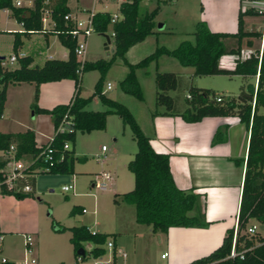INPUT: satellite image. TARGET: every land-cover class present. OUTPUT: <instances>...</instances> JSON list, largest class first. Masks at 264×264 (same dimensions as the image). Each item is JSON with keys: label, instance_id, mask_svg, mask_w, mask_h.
Returning <instances> with one entry per match:
<instances>
[{"label": "trees", "instance_id": "16d2710c", "mask_svg": "<svg viewBox=\"0 0 264 264\" xmlns=\"http://www.w3.org/2000/svg\"><path fill=\"white\" fill-rule=\"evenodd\" d=\"M31 5H14L11 0H0V8L9 10L18 23L20 30H14L12 50L16 54L21 44V35L28 36L33 32L44 35L56 34L60 43L66 47L65 58L49 57L41 64H30L28 54L18 55L17 64L7 67L0 64V117L5 99V88L8 83H34L33 97L36 99L38 84L46 81L70 78L73 80V93L67 101L58 102L50 107L39 106L32 102V108L38 113H47L51 117L53 133L46 141L37 143L34 131L24 127L15 131H0V149H7L14 144V157L27 160L36 157L30 167H41L47 164L41 157L40 151L48 144L52 148L53 163L44 172L70 173L72 172L75 155L72 148H63L65 141L73 142L74 133L103 128L107 112H114L122 123L127 124L136 150L127 161V168L132 173V187L122 192L113 193V202L119 200L134 206V220L150 226L151 231L165 232L169 226L205 227L209 224L202 207L198 206L199 193L193 189L178 187L172 178L169 167V154L156 151L149 142V137L143 133L129 109L121 102L106 95L102 91L103 74L108 65L116 58H120L127 70L118 81L119 88L137 99H143V91L137 79L135 70L156 62L158 57L165 54L173 57L181 65L192 66L193 75L205 74H233L243 79L255 77L254 83L242 82L234 95L220 94L215 99V91L189 83L184 95V103L177 106L176 100L168 93L174 89L179 81V75L170 70H155L153 73L154 103L162 106L151 114L178 115L185 121H196L203 116H236L248 131L244 169L240 196L236 211L235 227H228L220 243L206 254L195 257L183 264H264V235L248 233L246 223L248 218L264 222V29L260 31L247 30L243 27V16L257 14L259 11L252 6L236 11V28L234 31L211 29L207 22L200 18L194 22L193 29L186 36L180 37L175 45L168 47L156 44L152 51L135 62L124 58V52L131 44L140 41L154 30V14L158 9V1L150 10L139 12L140 0H122L118 4L119 17L111 21V13L107 10L91 13L93 31H111L113 48L108 58L98 57L94 60L80 59L73 48L76 38L68 29L73 22L63 18L69 11L66 0H31ZM239 2L242 0H238ZM47 11L52 25L42 26V14ZM233 36L235 44L226 46L224 38ZM244 36H261V50L253 49L247 57L237 59L232 68L221 67L218 59L224 53H238L241 48V38ZM250 44L249 39L245 40ZM3 56L0 57V61ZM88 69H96L99 74L93 83L92 92L86 96L79 94L81 73ZM79 70V73L77 72ZM92 96L106 106L105 109H88L86 104ZM70 120L72 129L57 131L56 127L63 115ZM220 128L212 134L211 142L222 140ZM223 137V138H222ZM59 156L61 158L59 159ZM236 162L242 158H235ZM4 159L0 156V167ZM41 172V171H38ZM43 172V171H42ZM1 180V175H0ZM33 185L34 177L29 178ZM0 193L13 194L17 198L30 195V192H11L0 186ZM81 209L74 206L73 209ZM68 229V241L76 260H82L88 253L92 257L105 252L104 241L107 237H114L113 233L91 230L85 224L61 227L57 230ZM1 236V230H0ZM1 238V237H0ZM84 243V244H83ZM89 243L90 247H86ZM233 244L235 254L229 251ZM82 247L83 254L76 250ZM1 251V244H0ZM1 258V256H0ZM0 264H14L12 260L0 259Z\"/></svg>", "mask_w": 264, "mask_h": 264}, {"label": "rangeland", "instance_id": "374dc122", "mask_svg": "<svg viewBox=\"0 0 264 264\" xmlns=\"http://www.w3.org/2000/svg\"><path fill=\"white\" fill-rule=\"evenodd\" d=\"M22 1L24 4L29 0ZM82 1L84 0H67V3L75 7ZM208 1L205 0L204 4L202 0H159V7L153 17L155 32H151L152 34H149L142 41L132 44L126 50L128 53H124V57L129 55V58L137 61L138 58L149 52L147 46L155 35L158 39L173 40L172 46L175 45L180 37L186 36L193 29L194 22L201 18L200 9L203 5H205L204 11L214 23L218 21L219 18L217 17L221 15L224 23L227 24L228 15L237 11L236 8H230L235 0H223L221 8H216L214 5L216 3L211 4ZM118 2L119 0H103V2H97L94 8L97 10L105 9L118 14ZM156 3L157 0H140L139 12L150 10ZM247 5L241 4V8ZM259 5L264 7L263 3ZM245 19L247 22L245 28L257 30L261 32V35L263 34V13L250 14ZM2 27L20 29L19 23L13 17H7L5 12L0 9V28ZM104 34L107 35L108 41ZM245 37L251 43L246 44L243 42L244 40H241L242 50L246 48L251 50L258 48L259 50L262 42L261 36ZM12 38V32L0 31V55L3 56L2 60L7 67H13L17 64L16 60L8 61V55L13 53ZM21 39L23 43L20 48H25L33 54V60L30 64H41L43 52L38 53L40 46L43 45L41 36L37 34H31L30 37L21 35ZM224 43L227 46L234 45L235 38L227 36L224 38ZM158 44L160 43L158 42ZM162 44L166 45L165 43ZM112 48L113 42L109 29L104 32L92 31L87 38L85 56L88 58H108ZM134 50L143 53L130 55V52ZM117 67H126L120 58L112 61L104 71L102 91L122 102L116 98L117 93L125 95V92L118 85L120 77L117 76L120 75L117 73ZM183 67L191 68V66ZM147 69V66L136 68V75L143 91V99H137L131 94H126L140 103L141 109L133 105H130V108L145 130ZM98 74L96 69H88L81 73L79 82L81 95H88L92 92L93 83ZM254 78L250 76L243 79L238 74L231 76L227 74H205L194 75L192 81L188 82L183 76L178 81L177 86L168 90V93L174 97L177 106L181 107L189 83L211 88L215 93L228 96L236 94L242 82L254 83ZM107 82L109 87H106ZM16 85L14 83L6 85V98L0 117V130L30 127L35 131L38 143L46 141L53 132L51 117L47 113H38L33 110L32 102L37 103V97L36 99L33 97L34 83L23 82L22 86ZM86 108L96 110L105 109L106 106L96 96H93ZM157 109H162V106H157ZM260 109L264 111L263 107ZM37 114L40 115L39 119H37ZM68 143L75 155L72 172H36L33 174L34 186L32 185L33 189L30 195L22 198H17L9 193H0V221L4 231H1L0 244L3 250L12 256L14 264H26L31 256H36L33 264H104V260L109 257V249L106 248L105 252L99 256L92 257L86 253L84 259L76 260L68 241V229L57 230V228H67L83 223L94 231L115 232L113 233L114 237L126 253L123 260L121 256L118 257L119 263L123 261L124 264H158L160 262L159 252L163 242L156 243L150 236L151 232L147 230L149 226L134 220L133 204L121 200L116 204L112 200L113 193L122 192L132 187L133 176L126 164L136 150V144L128 125L122 123L114 112H107L103 128L89 131L76 130L73 142L69 141ZM101 145L104 146L102 150ZM102 171L108 172L111 177L106 180L105 187L98 188L91 183L95 179L100 180ZM68 183H72L73 187L66 190L61 188L62 185ZM74 206L79 208L81 206L84 210L73 209ZM251 224L254 225L256 234L264 235V222L251 218L246 226L250 227ZM26 235H30L32 239L31 253L27 251L25 245Z\"/></svg>", "mask_w": 264, "mask_h": 264}, {"label": "crops", "instance_id": "0c3cea01", "mask_svg": "<svg viewBox=\"0 0 264 264\" xmlns=\"http://www.w3.org/2000/svg\"><path fill=\"white\" fill-rule=\"evenodd\" d=\"M120 1L122 0H119V2ZM202 1L204 2L205 0ZM31 2L32 1L29 0L25 2L23 5L30 6ZM97 2H103V0H89V1L84 0L81 3H79L78 6L72 7L67 3L66 0V4L69 7L68 12H70L74 17L77 18H83L94 11L105 10V9H99V10L95 9L94 7ZM208 2H210L211 4L216 3L214 4L216 5L215 7L221 8L223 0H209ZM247 2L248 0H242L240 2L238 0H235L230 6V8L232 7L233 9L235 8L237 9L239 5L241 6V4L242 5L244 3L248 4ZM204 6L205 5L201 6L200 9V12L202 13L201 18L207 22L208 26L211 29L229 31V32L235 30L236 11L234 14L230 13V15H228L227 24L224 23L222 19L223 17L221 18V15L217 17L219 19L214 23L209 18L208 14L204 11ZM0 9L5 12L7 17H12L10 16L8 9L6 8H0ZM117 10H118V5H117ZM260 11H263V9H261ZM110 13L111 15L113 14V12ZM42 15L44 16V19L42 20V26L46 28L50 27L52 25V21L49 18L47 11H44ZM119 15L120 14L118 12V14H116V18L119 17ZM246 16L247 15L243 16L244 28L245 25H247V22L245 21ZM19 26L21 29L20 23ZM263 26H264V21H263ZM20 29H14V28L10 29L6 27H2L0 28V31L12 32L14 30H20ZM245 29L250 30V28H245ZM31 34H37L38 36H41V40H42L41 42L43 45L40 46V50L38 51V53L43 52V59L49 57H57V58L66 57L67 49L65 46H63L60 43L56 34L50 33L44 35L41 32H33L30 33L28 36L30 37ZM149 34H147L145 37L149 36ZM143 39H141L140 41H142ZM159 39L157 38V35H155L154 38L151 39V43L149 44V46H147L148 47L147 51L149 52L152 51L155 45L158 44V42L160 44L165 43L166 45L172 46L173 40L169 41L162 38ZM246 39L248 38L245 36L241 38V40H244L243 42H245ZM22 43L23 42L21 39V44L18 46L16 50V54L18 53H22L20 55L28 54L31 57V61H32L33 54L25 50V48H20ZM130 46H128V48H130ZM141 53L143 52L141 51L137 52L136 50H134L130 52V55H141ZM124 58L129 62L136 61V60L133 61V58H129V55L128 56L125 55ZM83 59L94 60L96 58H88L87 56H85V50H84ZM183 66H188V65H181L176 61V59L165 54L159 56L156 62H150L147 65L148 69L146 70V72L148 75L146 76V130L143 128L142 124L137 120V117L134 115L132 109L130 108L132 105L137 108H140L141 107L140 103H137L136 101H134V99L128 97V95L126 94L129 93L125 92V95L121 93L116 94V98L126 104L124 105L129 109V111L131 112L132 116L140 126L143 133L149 137V142L151 146L156 151H164L169 154V167L174 183L178 187L187 190L193 189V191L199 193L200 196L198 199V206L202 207V204L204 202V207H203L204 216L206 220L209 221V224L205 227L169 226L167 227L165 232L151 231L150 226L148 225L149 227H147L148 228L147 230L151 232L150 233L151 238H153V240L156 243L163 242L162 248L159 252L160 262L158 264H183L195 257L206 254L208 251H210L220 243L226 228L231 226L235 227L236 211L240 196L243 169H244V157L247 146L248 131L236 116H203L196 121H185L178 115L151 114L155 109H157V106L154 103V83H153L154 71L156 69L173 70L176 73H178L179 80L181 77L184 76L186 77V81L188 82L192 81V78L194 76L192 74V70H193L192 66L191 68L183 67ZM117 68H118L117 73L118 75H120L117 77H120L121 79L124 76L127 68L126 67H117ZM253 80H255V78ZM22 83L23 82H18L14 84H17L16 86H22ZM26 83L28 84L30 82H26ZM109 86L106 85V87ZM73 87H74L73 80L70 78H61L58 80L41 82L38 85L36 104L39 106L50 107L55 103L67 101L73 93L74 90ZM5 98H6V92H5ZM152 107H154L153 110H151ZM39 116L40 115L37 114V119H39ZM216 128H220L221 132L219 136L221 137L223 135L224 138L222 137L223 139L217 142H211L212 134ZM19 129L22 128H15V129L12 128V129L0 130V131H15ZM52 133L53 132H51V135ZM34 136L36 140L35 131H34ZM103 156L105 155L103 154ZM235 158H242V161L236 162L234 160ZM115 203L117 204L118 202ZM82 208L83 207L80 206L81 211ZM250 219L251 218H248L246 225L248 224V221ZM0 230L3 231L1 226V221H0ZM111 239L113 241L114 247L122 249L120 243L116 240L115 237ZM1 251H0V256L13 261L12 256L6 250H3L2 247H1ZM163 251H165L166 254L164 256H160V254ZM35 257L31 256L30 258H33L35 261L36 260ZM118 257L120 256L119 255L116 256L117 262H118ZM26 263H29V261H27ZM122 263L124 264L123 261Z\"/></svg>", "mask_w": 264, "mask_h": 264}, {"label": "built area", "instance_id": "2783aa9c", "mask_svg": "<svg viewBox=\"0 0 264 264\" xmlns=\"http://www.w3.org/2000/svg\"><path fill=\"white\" fill-rule=\"evenodd\" d=\"M14 5H23L22 0H11ZM248 5L252 6L253 8L257 10L263 9L264 7L260 6V3L264 4V1L260 0H248ZM247 5V6H248ZM46 11V10H45ZM63 18L66 20H70L73 22V26L68 29V32L76 38L75 40V46L73 48V51L75 52L76 56H80V62L83 60L84 50L86 46V40L87 37L90 35V33L93 31L92 23H91V13L86 15L83 18H77L74 17L70 12H66L63 14ZM116 18V14L113 13L111 15V21H113ZM42 20L44 19V16L42 15ZM261 50V46L259 48V51ZM253 50L251 49H243L240 48L238 53H224L219 56L218 64L221 67L226 68H232L235 64V61L237 59H242L244 57H247L250 52ZM22 53H10L8 55V61L12 62L16 60V57ZM1 65H5V62L3 60L0 61ZM79 73V70H77ZM107 86H109V83H106ZM221 98L220 94L215 95V99L219 100ZM71 122L64 114L60 121L57 124L56 130L57 131H68L71 130ZM51 137V136H50ZM63 148H68L69 143L68 141H65L62 144ZM14 144H9L7 149H0V156L2 159H4L3 165L0 167V186H3L4 189L9 190L11 192H31L33 187L32 184L29 181V178L33 176L38 171H46L49 168V165L53 163L54 156L52 148L47 144L41 151L40 154L42 159L47 162L46 165L41 167H30L32 163H34L36 157L30 158L27 160H22L21 158H15L14 157ZM101 149H104V146L101 145ZM61 156H59V159ZM111 175L108 172L102 171L100 173V180H93L92 185L97 186L98 188H103L106 185V180L109 179ZM72 183L64 184L61 186L62 189L66 190L68 188H72ZM84 208H82V211ZM248 233H253L254 231V225H251L250 227L246 228ZM25 245L28 252H32V239L30 235L25 236ZM104 247L105 249H109V257L104 260V264H123L122 262L119 263L116 260V256L119 255L121 258L125 256V252L120 249L116 248L113 245V241L111 237H107L104 241ZM86 247H90L89 243H85ZM166 254L165 251H163L160 256H164ZM235 254V251L233 249V244L230 248L229 255L232 256ZM2 261L5 259L1 256L0 258ZM35 261L33 258H30L29 263L26 264H33Z\"/></svg>", "mask_w": 264, "mask_h": 264}, {"label": "water", "instance_id": "95a60500", "mask_svg": "<svg viewBox=\"0 0 264 264\" xmlns=\"http://www.w3.org/2000/svg\"><path fill=\"white\" fill-rule=\"evenodd\" d=\"M104 36L106 37V40L108 41V37H107V35L104 34ZM0 57H2V55H0ZM76 252H77L78 254H83V248H82V247H79V248L76 250Z\"/></svg>", "mask_w": 264, "mask_h": 264}]
</instances>
